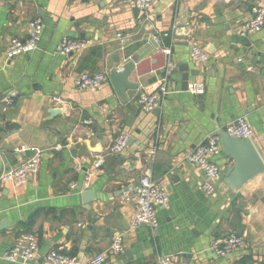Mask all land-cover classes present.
Returning a JSON list of instances; mask_svg holds the SVG:
<instances>
[{
  "label": "crops",
  "instance_id": "obj_1",
  "mask_svg": "<svg viewBox=\"0 0 264 264\" xmlns=\"http://www.w3.org/2000/svg\"><path fill=\"white\" fill-rule=\"evenodd\" d=\"M255 6L264 0H154L148 11L124 0H0V173L41 154L26 184L1 189L0 264H11L4 255L26 234L38 238V256L57 250L76 264L101 254L104 264H158L160 256L173 264H264V174L232 192L224 180L234 161L222 152L215 159L222 179L207 195L202 169L189 160L208 136L245 117L264 161V28L236 34ZM35 19L44 26L37 48L7 59L10 39L27 38ZM65 39L85 46L62 55ZM193 46L207 61L192 59ZM132 60L136 88L124 102L110 73ZM169 60L170 94L145 112L138 99L159 90ZM82 73L107 79L82 90L75 83ZM185 75L206 93L185 90ZM11 91L17 97L6 108ZM121 133L128 147L112 154ZM144 175L165 183L169 203L157 207L155 230H130L137 207L126 193ZM87 189L96 198L85 204ZM232 233L245 237L244 246L216 255L215 243ZM119 236L123 251L114 253Z\"/></svg>",
  "mask_w": 264,
  "mask_h": 264
},
{
  "label": "built area",
  "instance_id": "obj_2",
  "mask_svg": "<svg viewBox=\"0 0 264 264\" xmlns=\"http://www.w3.org/2000/svg\"><path fill=\"white\" fill-rule=\"evenodd\" d=\"M154 0H124L126 5L135 7L142 11H148ZM43 23L41 19L33 20L29 25V33L27 38L13 37L10 39L6 56L7 59H13L22 54H28L34 51L41 39L43 33ZM264 28V8L255 6L252 8L251 17L243 21L236 30V34L241 38H248L260 32ZM122 41L125 39L122 35H118ZM85 46L82 42L65 39L58 48V52L62 55H69ZM168 56L171 55L170 49L164 51ZM191 57L196 62H205L208 59V54L198 46H193ZM176 70L175 64L169 60L166 65L165 75L159 90L151 95H142L138 99L140 108L145 112H152L159 107L162 98L170 94L169 82L172 79V74ZM107 79V76L102 73H82L76 78V86L79 89L96 90ZM188 91L193 95H204L206 86L203 83L197 82L188 86ZM17 93L11 91L6 99V108L11 107ZM85 123L91 124V121L86 120ZM264 129V122H263ZM230 136L238 137L244 140H252L255 136V130L248 123L245 117H239L230 122L223 129ZM130 136L128 133H121L114 142L111 153L120 154L127 147ZM222 154V147L216 135L208 136L204 144L199 145L191 155L189 160L198 165L204 173L202 188L207 195H213L218 188V183L222 179V169L215 161L216 157ZM1 155V148H0ZM41 154L37 152L34 156L24 160L18 167L3 168L0 173V192L2 187L12 184L16 187L23 186L28 179L39 172ZM101 165V161L97 163V167ZM88 183L85 182V186ZM77 183L72 184V189H77ZM126 200L136 203L137 211L131 223L130 230L137 229L140 225H148L153 230L158 226L157 207L165 206L169 203V193L165 183L161 180H154L150 175H144L139 184L136 185L131 193H126ZM245 244V237L237 234H230L223 241L216 242L214 246L215 254L223 257L226 256ZM39 241L35 234H26L18 242L12 246L4 255V259L11 264H76L75 259L53 250L43 257L38 256ZM112 252L121 253L123 251V237L119 236L114 241ZM104 254L95 256L91 260V264H104L106 262ZM158 264H173L172 258L169 256H160Z\"/></svg>",
  "mask_w": 264,
  "mask_h": 264
},
{
  "label": "water",
  "instance_id": "obj_3",
  "mask_svg": "<svg viewBox=\"0 0 264 264\" xmlns=\"http://www.w3.org/2000/svg\"><path fill=\"white\" fill-rule=\"evenodd\" d=\"M135 64V60H132L122 69H113L110 73V80L118 96L124 102L127 101V91L136 88V85L129 81ZM188 80V75H185V90L189 86ZM7 129L10 130L12 127L7 125ZM216 136L222 147V152L234 161V164L227 169L225 175L224 183L228 189L232 192H239L248 182L264 174V161L256 149L253 140L233 137L222 130ZM138 184L139 182L136 183V185ZM82 198L83 202L88 204L96 198V193L91 189H87L82 193Z\"/></svg>",
  "mask_w": 264,
  "mask_h": 264
}]
</instances>
